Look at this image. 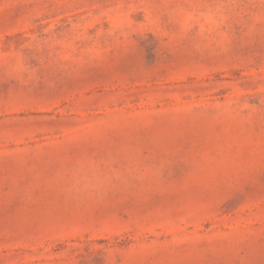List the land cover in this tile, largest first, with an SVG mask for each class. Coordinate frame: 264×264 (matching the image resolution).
Here are the masks:
<instances>
[{
    "label": "rangeland",
    "instance_id": "rangeland-1",
    "mask_svg": "<svg viewBox=\"0 0 264 264\" xmlns=\"http://www.w3.org/2000/svg\"><path fill=\"white\" fill-rule=\"evenodd\" d=\"M0 264H264V0H0Z\"/></svg>",
    "mask_w": 264,
    "mask_h": 264
}]
</instances>
